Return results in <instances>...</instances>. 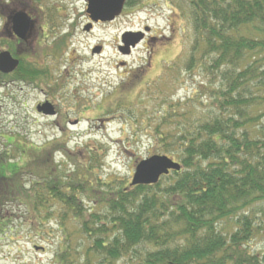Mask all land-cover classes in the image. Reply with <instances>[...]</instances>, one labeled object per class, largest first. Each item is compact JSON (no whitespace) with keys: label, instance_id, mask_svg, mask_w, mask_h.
I'll list each match as a JSON object with an SVG mask.
<instances>
[{"label":"trees","instance_id":"16d2710c","mask_svg":"<svg viewBox=\"0 0 264 264\" xmlns=\"http://www.w3.org/2000/svg\"><path fill=\"white\" fill-rule=\"evenodd\" d=\"M165 1L189 28L184 73L215 79L203 89L211 107L194 117L160 96L157 116H134L118 98L101 115L119 111L132 135L144 130L151 154L169 156L178 171L131 185L101 176L102 144L70 152L66 139L36 145L20 132L0 135V235L12 215L40 241L54 232L51 264H264V251L249 245L264 239V0ZM228 219L230 231L219 225Z\"/></svg>","mask_w":264,"mask_h":264},{"label":"rangeland","instance_id":"374dc122","mask_svg":"<svg viewBox=\"0 0 264 264\" xmlns=\"http://www.w3.org/2000/svg\"><path fill=\"white\" fill-rule=\"evenodd\" d=\"M142 1L139 6L124 10L113 24L102 28V42L106 45L102 59L96 57L94 61L87 62L88 47L97 39L79 36L78 41L74 40L73 44L78 54H69V57L77 62L63 66L59 64L56 71L52 70V83L47 87L40 86L49 89L51 97L60 107V112H66L67 121L63 122L60 117L39 116L33 111V103L44 97L41 89L14 82L6 86L0 84V135L6 132H20L29 142L36 145H42L52 139L61 138L62 142L66 139L65 145L70 152L76 151L77 147L85 142L102 144L105 152L102 168L99 169L101 176H106L108 180L118 177L129 181L137 160L151 155L152 140L144 130L132 135L128 122L119 111L99 116L100 114H95L96 108L104 107L118 98H122V102L128 106L126 110H131L134 116L140 110H145L147 115L157 116L160 110L157 105L163 106L166 103L159 102L163 99L178 102L180 107L184 105L194 111V117L210 108L212 97L208 92L203 93V89L208 90L206 86L215 79L196 68L192 73H184L183 52L190 41L187 37L189 28L184 23V29H180L179 14L176 15L177 12L169 8L167 1ZM1 3L2 0L0 12L4 10ZM144 26L152 29L153 34L164 35L167 39L150 45L151 56L147 55L149 46L144 43L134 48L132 55L126 59L130 68L141 69L147 56L150 61L140 77L126 84L123 71L115 73L112 65L118 58L114 53L115 39L124 31L142 30ZM82 56L85 58L78 60ZM175 67L178 71L177 81L171 80L173 83L170 84V75L166 72L173 73ZM261 68H264V61ZM158 85L161 86L160 90ZM262 93L264 94V90ZM160 96L163 99H160ZM84 108L86 110H83ZM78 114H84L83 119L79 118ZM1 142L0 137V146ZM19 144L29 147L21 141ZM56 158H60V155ZM16 208L13 206L15 214ZM49 223L47 227L55 230V223ZM219 225L230 231L236 223L228 219ZM28 233L27 226L20 223L16 215H12L6 233L0 235V264L52 263L57 242V238L53 236L54 232L51 236H46L44 241H40L35 234ZM249 245L252 251H264V239L260 234L256 235Z\"/></svg>","mask_w":264,"mask_h":264},{"label":"flooded vegetation","instance_id":"af4514ba","mask_svg":"<svg viewBox=\"0 0 264 264\" xmlns=\"http://www.w3.org/2000/svg\"><path fill=\"white\" fill-rule=\"evenodd\" d=\"M2 1L1 5L4 7V10L0 12V52L8 51L17 60V65L9 73L0 72L4 75L15 74L16 79L2 78L0 84L6 86L14 82L19 85H29L34 89H41L44 92V97L33 103V111L39 116L60 117V120L63 119V122L67 121L66 112H60V107L51 97L49 89H43L39 85H36L35 82L41 79V83L45 80V83H52V79L54 80L52 70L56 71L59 64L63 66L71 62H77V60L71 59L69 54L70 52L78 54L73 44L75 43L74 40H77L79 36H83L84 38L95 37L97 39L88 47V56H86L88 59L86 61H94L96 57L102 59L101 56L106 46L102 42V28L113 24L120 15L109 21L93 20L87 11V0ZM132 2L133 0H130L129 4H132ZM131 8L132 5L128 7L124 5L121 13L123 14L124 10ZM16 13L24 14L28 18V25L24 31L18 30L15 32L13 29L12 17ZM166 39L167 37L163 35L153 34L152 29L148 28L144 34L142 43L150 47L151 44L155 45ZM114 44V53L118 56L117 60L112 62L116 70L115 73L121 70L127 78L139 70L138 77H140L142 72L148 67L147 64L150 61L148 56H151L150 52L152 48L148 47V56L144 61V65L142 64V68L135 70V68H130V64L126 60L132 55L134 48L126 47L122 44V33L117 35ZM84 58L82 56L78 60ZM29 76H33L32 80L28 78ZM54 85L57 88L59 87V85ZM45 101L53 105L55 109L53 115H46L37 110L38 105ZM97 113L100 114L99 116H102L101 107L95 109V114ZM82 115L78 114L77 116L83 119Z\"/></svg>","mask_w":264,"mask_h":264},{"label":"water","instance_id":"95a60500","mask_svg":"<svg viewBox=\"0 0 264 264\" xmlns=\"http://www.w3.org/2000/svg\"><path fill=\"white\" fill-rule=\"evenodd\" d=\"M87 11L93 20L108 21L118 15L123 7L125 0H87ZM28 25V18L21 13H16L12 17V26L15 32L24 31ZM142 31H126L122 34L124 46L134 47L143 39ZM17 65L8 51L0 52V72L9 73ZM38 111L46 115H53L55 110L48 101L38 105ZM180 164L165 154H153L141 159L135 164L131 176V185L153 184L158 181L160 176L166 175L170 170L178 171Z\"/></svg>","mask_w":264,"mask_h":264}]
</instances>
